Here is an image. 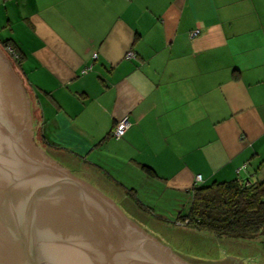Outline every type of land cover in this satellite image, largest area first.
I'll return each mask as SVG.
<instances>
[{
  "label": "crops",
  "instance_id": "obj_1",
  "mask_svg": "<svg viewBox=\"0 0 264 264\" xmlns=\"http://www.w3.org/2000/svg\"><path fill=\"white\" fill-rule=\"evenodd\" d=\"M0 29L36 137L112 201L264 181V0H2Z\"/></svg>",
  "mask_w": 264,
  "mask_h": 264
},
{
  "label": "water",
  "instance_id": "obj_2",
  "mask_svg": "<svg viewBox=\"0 0 264 264\" xmlns=\"http://www.w3.org/2000/svg\"><path fill=\"white\" fill-rule=\"evenodd\" d=\"M0 264L216 263L163 246L46 156L33 139L25 89L0 49Z\"/></svg>",
  "mask_w": 264,
  "mask_h": 264
},
{
  "label": "trees",
  "instance_id": "obj_3",
  "mask_svg": "<svg viewBox=\"0 0 264 264\" xmlns=\"http://www.w3.org/2000/svg\"><path fill=\"white\" fill-rule=\"evenodd\" d=\"M0 46L18 58L12 41L6 39L0 42ZM35 140L37 145L45 148L42 139L39 141L36 137ZM142 169L154 176L150 168L142 166ZM172 224L239 243L263 239L264 181L234 179L207 185L195 183L185 193L184 203Z\"/></svg>",
  "mask_w": 264,
  "mask_h": 264
},
{
  "label": "rangeland",
  "instance_id": "obj_4",
  "mask_svg": "<svg viewBox=\"0 0 264 264\" xmlns=\"http://www.w3.org/2000/svg\"><path fill=\"white\" fill-rule=\"evenodd\" d=\"M6 39H9L8 30L0 29V42ZM0 49L1 54L7 60L17 77L18 69L14 68L8 55L9 52L6 49L3 50L2 47ZM33 116L35 119L36 115L30 114L32 135L35 132V120ZM33 139H36V135L35 137L33 136ZM39 148H42L46 156L50 158L53 156L43 146L39 145ZM113 199L120 210L140 230L155 238L163 246H167L170 250L190 260L216 264L227 260H234L240 264H264V238L250 243H239L225 239H216L211 235L185 228L183 225L172 224L179 209L178 205L184 203V200L180 198H176L175 201L169 198L158 199L155 202L151 200L153 202V211L150 214L137 210L130 201Z\"/></svg>",
  "mask_w": 264,
  "mask_h": 264
},
{
  "label": "built area",
  "instance_id": "obj_5",
  "mask_svg": "<svg viewBox=\"0 0 264 264\" xmlns=\"http://www.w3.org/2000/svg\"><path fill=\"white\" fill-rule=\"evenodd\" d=\"M195 33L196 32H192L191 36H193ZM7 51L9 52V54L12 55L13 59L15 60L16 56L13 55L9 49H7ZM93 57H95V56H93ZM132 57H133L132 52H127L124 58L129 59ZM128 127H129V122H128L127 118L126 117L121 118L112 128L111 138H113L114 140H119L124 135V133L128 129ZM200 180H201L200 176H196L194 182L198 183V182H200Z\"/></svg>",
  "mask_w": 264,
  "mask_h": 264
},
{
  "label": "flooded vegetation",
  "instance_id": "obj_6",
  "mask_svg": "<svg viewBox=\"0 0 264 264\" xmlns=\"http://www.w3.org/2000/svg\"><path fill=\"white\" fill-rule=\"evenodd\" d=\"M33 136L35 137V133L33 134ZM36 140H34V142H35ZM36 143V142H35Z\"/></svg>",
  "mask_w": 264,
  "mask_h": 264
}]
</instances>
